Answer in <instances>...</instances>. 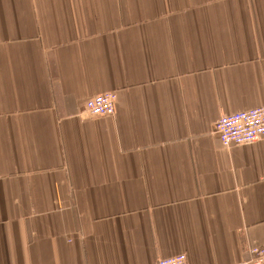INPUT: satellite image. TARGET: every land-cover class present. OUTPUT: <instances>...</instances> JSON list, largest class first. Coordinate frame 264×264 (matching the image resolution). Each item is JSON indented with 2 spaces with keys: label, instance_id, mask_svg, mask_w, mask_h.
Masks as SVG:
<instances>
[{
  "label": "crops",
  "instance_id": "1",
  "mask_svg": "<svg viewBox=\"0 0 264 264\" xmlns=\"http://www.w3.org/2000/svg\"><path fill=\"white\" fill-rule=\"evenodd\" d=\"M261 105L264 0H0V264H250L264 138L214 126Z\"/></svg>",
  "mask_w": 264,
  "mask_h": 264
},
{
  "label": "built area",
  "instance_id": "2",
  "mask_svg": "<svg viewBox=\"0 0 264 264\" xmlns=\"http://www.w3.org/2000/svg\"><path fill=\"white\" fill-rule=\"evenodd\" d=\"M117 94L113 91L93 95L85 101V111L92 116H108L115 112ZM223 147L241 146L264 138V105L219 117L214 126ZM250 264H264V244L249 250ZM155 264H188L185 253L158 259Z\"/></svg>",
  "mask_w": 264,
  "mask_h": 264
}]
</instances>
